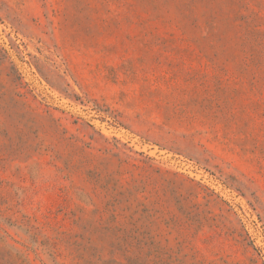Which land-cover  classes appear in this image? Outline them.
Masks as SVG:
<instances>
[{
  "label": "rangeland",
  "instance_id": "rangeland-1",
  "mask_svg": "<svg viewBox=\"0 0 264 264\" xmlns=\"http://www.w3.org/2000/svg\"><path fill=\"white\" fill-rule=\"evenodd\" d=\"M0 264H264V0H0Z\"/></svg>",
  "mask_w": 264,
  "mask_h": 264
}]
</instances>
